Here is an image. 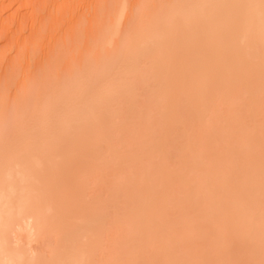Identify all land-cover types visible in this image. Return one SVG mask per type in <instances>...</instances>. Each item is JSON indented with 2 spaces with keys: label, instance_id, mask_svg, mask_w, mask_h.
Returning <instances> with one entry per match:
<instances>
[{
  "label": "bare ground",
  "instance_id": "1",
  "mask_svg": "<svg viewBox=\"0 0 264 264\" xmlns=\"http://www.w3.org/2000/svg\"><path fill=\"white\" fill-rule=\"evenodd\" d=\"M145 7L104 79L44 91L68 109L21 101L38 135L2 118L0 264H264V0Z\"/></svg>",
  "mask_w": 264,
  "mask_h": 264
},
{
  "label": "rangeland",
  "instance_id": "2",
  "mask_svg": "<svg viewBox=\"0 0 264 264\" xmlns=\"http://www.w3.org/2000/svg\"><path fill=\"white\" fill-rule=\"evenodd\" d=\"M62 1L63 0H0V23H1L0 24V116H1L0 117V120H1L0 125L2 126L3 124L1 122L4 123V119H6L5 123L9 122L11 125V126L9 125L10 130L13 126H15V129H14V127H13V129H14V131L16 130L17 135L20 134V139H22V140H26L25 138L27 137V135H30L29 134L30 132L33 131L34 133H36L37 130H35V129L40 130L42 128V126L41 127L38 126V128L35 127V128H33L34 130H31L30 125L26 126L27 121L29 124H31L30 120H27L28 118L25 119V122L21 119L22 117H20L21 120L18 118L17 119L15 118V116L18 117V114L15 115V113H17L18 111L21 110V108H23V107H21V108H19V107L23 106V103L25 102V100L28 101L27 99H30L28 101V103L31 106L33 105L32 107H34V108L36 106V105L34 106V104H37V103H38L37 106L41 105V103H43L42 105H44V106L47 105L49 107L48 108L49 112L51 111L50 114H52V112H55V111H61V110L65 111V108L68 109L70 107V104H69V101L66 102L67 99L65 101L61 102L63 106L62 105H59L56 107L51 106L52 102L54 100H52V98H51V96H49L50 94L48 92L45 93L44 91L46 89L47 90H51V89L53 90V88H54L53 85L56 84V86L55 85L54 86L57 87L58 86L57 83L60 80V82L58 83L59 87H60V83L62 82V86H63L62 88L64 89L66 87L64 89L66 93L67 92L70 93L68 89L73 84V81H74V83H75L73 85L74 87L70 88V91L73 93L74 90L72 91V89L75 88L76 83H78L80 81H82V82L85 81V78L83 79L82 76H84V74H86V75L88 74L87 68H89V67H90V69H89V72H90V70L92 68L91 66H92V64H94V61H96L95 64H98V63L99 64L101 63V64H100V66L95 68L94 72H92L93 71L92 70L91 74L89 73L90 78L93 77L92 75H97V73H96L97 70L100 67L101 68L103 67V69L98 70L99 76L97 75L94 77H100L101 76V78L104 79L107 75V73H106L107 71L103 72V70H107V67L109 69V66L112 67L113 66L112 65L113 60L116 59V62H119V61H121L120 63L123 62V60L120 58L121 56H118L119 54L117 53L118 47L116 44H118V40L120 38L125 39L124 35L126 36L127 34H129V32L131 30L128 31V29H133L132 27L130 28V26H133V24H134L133 21H135L137 19V17L138 18L147 17V16H142L141 14H138L137 10L140 11L143 8V6H146L145 7L146 9L147 8L150 9V6L152 7L156 3L157 0H154L155 2H153V0L152 1L149 0L146 2H145V0L144 1L142 0L143 2L146 3L145 5L143 2H142V5H140L141 2H139V1H141V0H138V1L133 0V3L135 1L139 2L140 6L138 4H133L134 5L133 6L132 0H130V2H129V0H128V2L125 1L126 4L128 3L127 5H129V7H131V6L132 7L131 8L128 7V10L125 14V18L124 17L122 18V22L120 23V30L122 32L118 35H113L112 32H114V29H115V27L119 21V13H120L121 8H122L120 6L123 5L122 2H124V0H121V1L120 0H117V1L116 0H112V1L111 0H103V1L102 0H99V1L98 0H81V1L80 0H71V2H70V0H68V1L64 0L63 2ZM73 1L75 3H72ZM96 1H98V2H96ZM150 1H151V4H150ZM117 2L118 3L120 2L119 3L120 5H118ZM125 2H124V4H125ZM137 2H135V3H137ZM61 3L62 4L65 3L63 6H65L66 9H70V10H66L64 7L62 8ZM68 3L70 5H68ZM66 6H68V7L71 6V7L67 8ZM118 6H119V8L117 9ZM20 7H22V8H20ZM71 9H72V14L70 13ZM149 9H147V11ZM58 10L60 11V14H59ZM63 11H66V12L63 13ZM101 11H103V12H101ZM135 11H137V13ZM144 11H142V14H144ZM68 12H69V14H68ZM53 13H54V15H53ZM65 13H67V14H65ZM135 13H136V18H135ZM31 14H32V17H30ZM131 14L133 16H131ZM27 15H29V17H26ZM139 15H141V17H139ZM64 16H67V17L65 18ZM62 17H64V18L62 19ZM108 17L110 18V20ZM30 18L31 19L33 18L32 19L33 21ZM132 18H134L135 20L134 19L131 20ZM28 20H29V23H28ZM30 20L32 22H34V24H36V26H34V27L30 26V22H31ZM130 22H131V24H130ZM105 24H106V27H104ZM122 25H124V26L126 25L125 29H124V26L122 27ZM104 28H108V30L104 29ZM125 30H126V32H125ZM102 32L104 33V35L102 34ZM94 33H96V34H94ZM109 36H111L112 41L108 43L107 39L110 38ZM116 39H118V40H116ZM112 43H113V46H112ZM105 44H106V46H105ZM97 46H98V48H97ZM108 46H109V48H108ZM114 50H116V51H114ZM111 51H113V52L111 53ZM103 52L104 53L109 52V53H107V56H106V54H103ZM89 53L92 55H89ZM113 53L115 56H113ZM94 55H95V57H93ZM104 56L107 59V61L106 62L104 61V62L107 64L103 66L104 63H102V62H103ZM112 56H113V58H112ZM116 56H118V58L121 60L117 61L118 58ZM98 57H100L101 59H99ZM107 57H110V58H107ZM97 59H98V62H97ZM91 60H92V64H90V62H89ZM109 60L112 62H110ZM87 62H89V63H87ZM109 63H111V65H109ZM116 65H117V63H116ZM118 65L120 67H122L120 64H118ZM104 67H106V69H104ZM81 68L84 70L86 69L85 72H87V73L84 72V74L82 75L80 72H78L79 70H81ZM101 71L104 75L101 73ZM76 72H78L82 75V76H80V74H79L80 78H82L81 80L80 79L78 80L79 77L74 79V77H76V75L74 76V74H76ZM81 72H82V70H81ZM89 76H88V78H89ZM69 77H70V79L73 78L72 82H71L72 84L69 83L71 81L68 79ZM98 80L100 81L99 78H98ZM98 80L96 81L97 83H98ZM64 81H66V83H68L67 85H69V86L63 85ZM43 85H45V86H43ZM59 87H57L58 90L56 88H55V90H57L61 95H63L64 90L61 89V87L60 88ZM59 89H60V91H59ZM43 92L45 93V95L48 93V96L46 95V97H50L48 99V101L51 99L50 106L48 104V101L46 102L47 98H45V100H44V98L43 99L41 98V97H43V95H41V94H44ZM50 92H52V91H50ZM59 93L55 92V93H51V94H53L52 97H55L54 95L57 96V94H59ZM21 101H23V103ZM44 101H45V104H44ZM20 104H22V105H20ZM26 104L27 103H25L24 105H26ZM37 106H36V108H37ZM26 107L27 106H24V108H26ZM16 109H18L17 112H15ZM30 111H32V110L29 108L27 113H29ZM3 112H6V113L8 112V113H7V115L6 114L4 115ZM24 113H26V112H24ZM24 113H21V114L23 115ZM28 115L29 114H27V116ZM4 116H6V118ZM30 116L31 115H29L28 117H30ZM3 117H4V119H2ZM7 118L9 119V121H7L8 120ZM15 119L20 120V121L19 122L17 121L15 123L14 122ZM30 119H32V118H30ZM22 121L25 124L24 126H23V123L19 125V123ZM31 122H32V120H31ZM15 124H17L18 126ZM6 125L7 124H5V126L4 125L3 126L6 128ZM20 126H22L24 128L22 131L20 130L21 128H19ZM25 126L28 127L29 129L26 128V130H25ZM16 127H17V129H16ZM2 129L5 132L4 128L2 127V128H0V133H1ZM10 130H8V131H10ZM12 130H11V132H13ZM17 130H19L20 132ZM29 130H30V132H29ZM39 130L37 132V135L39 134ZM27 132H28V134H27ZM9 133L10 132H7L6 136L9 137L10 136V135H8ZM13 134L16 135L15 132ZM3 137H5V135L3 136L1 133L0 134V138H1L0 145H1V143H3L2 140L5 143V141H8L10 138V137L9 138L6 137V139L5 138L3 139ZM18 137H19V135H18ZM13 138H16V136L11 137V139H12V140L10 139L11 142L8 141V143L6 142V144L3 143V145H1V147H4V148L1 149V147H0V153L7 150L9 147H10L9 149L11 151V146L13 147L14 142H15V139L13 140ZM7 145H10V146L7 147ZM28 240L29 239L27 236V232L26 233L24 232V233H22L21 237H19L18 241L17 240L15 241V243L17 245H19V243L23 244L24 247L27 250H29L31 253H34L35 250H36L35 252H38L37 250H39L41 252H45L44 250H46L45 248H47L46 242H43V241L38 242L36 240L35 241L33 240V242L32 241L29 242ZM40 243H42L43 245H46V247H43V245H41ZM40 248L42 250L43 249L44 250L42 251Z\"/></svg>",
  "mask_w": 264,
  "mask_h": 264
}]
</instances>
